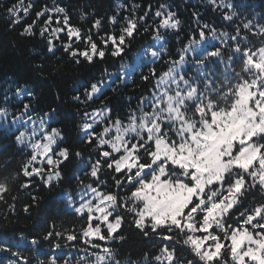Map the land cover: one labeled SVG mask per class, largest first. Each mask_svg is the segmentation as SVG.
Returning a JSON list of instances; mask_svg holds the SVG:
<instances>
[{
    "label": "snow or ice",
    "instance_id": "obj_1",
    "mask_svg": "<svg viewBox=\"0 0 264 264\" xmlns=\"http://www.w3.org/2000/svg\"><path fill=\"white\" fill-rule=\"evenodd\" d=\"M208 3L215 4V0ZM150 7L143 15H137L140 5L133 4L118 34L106 33L97 40L91 31L100 30L101 19H96L85 34L71 22L65 7L45 5L35 12V19L23 27L19 36L31 40L39 37L46 42L49 53L57 51L54 41H59L69 60L76 65L83 62L92 65L108 56L121 57L139 34L141 25L146 24ZM221 7L229 10L222 13L223 20L234 22L238 18L235 11L238 5L221 0ZM33 8L35 5L29 4L23 9L24 14L28 15ZM7 11L13 17L10 23L19 25V6L13 5ZM153 15L159 20L154 40H163L161 30L173 33L181 30L182 21L168 6L161 4ZM197 15L193 12V17ZM84 18L82 14L81 19ZM108 22L117 24V17H109ZM38 24L42 25L39 32ZM242 27L259 39L258 46L248 35H242L239 25L235 34L230 35L217 34L214 27L198 23L199 39L190 38L188 44L177 49L179 59L168 61L166 71L157 74L153 67L149 75L141 74L140 79L146 83L154 81L156 89L151 97H141L135 110L129 108L127 123L119 117L112 119V109L107 106L111 101L103 94L102 82L91 83L83 100L80 95L72 96L79 103L95 102L103 96L101 108L93 111V123L79 125L85 133L82 143L98 154L86 173L90 183L84 184L79 175L75 176L86 193H91V198L82 195L81 203L76 206L72 197L66 196L68 207L83 224L78 233L67 228L63 232L55 231L53 224V230L42 233L44 240L55 236L73 245L83 244L81 250L85 256L79 260L85 264H121L111 245L128 239L124 234L127 222L136 235L145 239L155 235L167 242L160 248L161 255L155 257L158 264H264V202L244 206L254 192L264 196V24L253 30L249 20ZM144 31L149 28L144 27ZM209 38L219 40V46L204 49V54L194 61L196 76H187L183 71L187 56L195 54L197 47ZM81 44L83 48L79 47ZM160 53H167V48L161 46ZM160 53L153 51L151 55L159 58ZM217 63L224 66L219 75L212 66ZM125 67L121 65L122 69ZM35 69L42 72L43 66L38 64ZM23 93L21 86L15 95L19 97ZM27 95L36 99L31 90ZM30 108L31 103H25L13 125ZM55 111L45 112L40 119L39 140L35 139L38 134L35 121L27 115L24 123L33 122L32 132L20 131L15 135V145L28 148L29 155L18 172L0 176V202L7 203L5 194L10 191L9 184L21 175L27 178L20 185L22 189H29L34 179L39 178L44 188L53 191L65 179L64 168L73 157L83 156L79 150L73 153L70 148L62 147L59 143L65 139L62 130L46 123ZM7 115V109H0V119L5 123ZM101 123L105 126L97 132L93 125ZM105 169L117 191L103 192L98 187L108 183L102 176ZM119 190L125 194L121 196ZM38 199L32 196L33 203L23 206L26 215H31ZM61 203L56 202V210L67 214ZM9 208L15 214V205ZM30 243L37 245L39 241L32 239ZM59 248L61 244L56 243L54 249ZM88 248L98 252H89ZM0 251L17 257L14 264H30L18 251L10 248ZM87 256L95 259L88 261ZM48 264H57L56 258H51Z\"/></svg>",
    "mask_w": 264,
    "mask_h": 264
},
{
    "label": "trees",
    "instance_id": "obj_2",
    "mask_svg": "<svg viewBox=\"0 0 264 264\" xmlns=\"http://www.w3.org/2000/svg\"><path fill=\"white\" fill-rule=\"evenodd\" d=\"M223 3L239 6L235 8L238 18H235L234 22L223 20L222 13H227L229 10L221 7V0H215V4L208 3V0H23L22 4L21 0H0V109H7L6 118L14 119L23 111L25 103H31L27 115H31L35 121L38 132L35 139L37 140L42 136V133H39L40 119L45 112L56 109L52 113L53 118L46 123L62 130L65 136L63 141H59L62 147L70 148L73 153L78 150L83 152L81 158L73 157L72 162L64 168L65 179L51 192L44 188L39 178L34 179L29 189L20 187L27 180L22 175L10 182V191L5 194L7 203L0 202V248H10L20 252L30 264H40V261L48 264L53 257L56 258L57 264H65L66 260L69 264H78V262L85 264L84 261L79 260L81 256H85V252L81 250L85 247L83 244L73 245L72 242L58 240L55 236L48 241L42 238L44 231L53 230L51 227L53 224H55V231L63 232L67 228L75 229L78 233L83 220L68 207L66 196H71L76 206L81 203L82 195L86 199L91 198V193H86V189L80 185L75 176L79 175L84 184L90 183L91 180L86 173L98 154L82 143L85 133L81 132L79 125L85 122L93 123V111L101 108L100 99L103 96L97 98L95 102L88 103L73 101L72 96L80 95L83 100L85 89L90 88L91 83L102 82L103 94L111 101L107 106L112 109L110 114L112 119L119 117L127 123L129 108L135 110L140 98L151 97L156 89L155 82L142 81L141 74L149 75V69L153 67L157 74L166 71L169 66L168 61L179 59L177 49L188 44L190 38L199 39L198 23H206L214 27L217 34L227 32L230 35L235 34L236 26L239 25L242 35H248L258 46L259 39L246 33L242 25L251 20L255 30L256 26L264 24V0H223ZM29 4H34L35 8L25 15L23 9ZM133 4L140 5V8L136 10L137 15H143L144 11L149 10L151 6L150 14L146 18V24L141 25L140 32L131 42L130 47L121 57L115 59L108 56L104 61L97 60L92 65L86 62L76 65L60 48L59 41H54L57 51L49 53L46 42L39 37L31 40L19 36L23 27L35 19L37 10L45 5L49 8L59 5L68 10L72 17L71 22L80 27L85 34L92 29L96 19H101L100 30L92 29L91 31L94 38L99 40V37L106 33L115 31L118 34L123 18L131 14ZM161 4L176 12L182 23L179 33L161 30L163 40L156 41L153 36L159 20L154 18L153 14ZM13 5L19 6V25L10 23L13 17L7 9ZM120 5L123 7H118ZM193 12L198 15L193 17ZM82 14L85 16L84 19H81ZM111 16L117 17V24H109L108 18ZM40 26L42 25H37V32ZM144 27H148L149 31L145 32ZM64 39L67 40V37ZM161 46L167 48V53H160ZM216 46H219V40L211 38L203 41L199 47L194 45L197 51L187 56L184 74L196 76L195 59L204 54V49L212 50ZM79 47L83 48L84 45L81 44ZM153 51L160 53L159 58L151 55ZM225 51L227 52L228 49ZM38 64L43 66L42 72L35 69ZM121 65L126 67L122 69ZM212 66L218 69L217 75L224 70V66L218 63ZM122 74L123 80H121ZM21 86H24V93L17 97L16 89ZM28 90L35 93L36 99H30L27 95ZM6 95L8 99H5ZM85 113L88 114L87 117ZM27 115L23 119L27 118ZM93 126L98 132L102 131L105 124ZM32 128L33 122L26 130L28 134H31ZM20 131L21 127L18 124L6 127L4 119H0V176L18 172L21 163L29 155L28 148H18L15 145V135H18ZM102 176L108 183L99 185L100 190L117 191L106 169ZM119 192L121 196L125 194L124 190ZM58 193L60 195H57ZM32 196H37L39 199L31 209V215H26L23 212V206L33 203ZM12 197L17 199L13 200ZM56 202H62L61 207L67 209V214L56 210ZM262 202H264V196L256 191L247 198L244 206L251 207ZM13 204L15 214L9 208V205ZM45 209L50 211L45 213ZM120 211L123 212V209ZM124 214L128 216L127 213ZM124 234L128 237L125 242L111 245L116 249V258L121 264H126L127 261H135L136 264H158L155 257L161 255L160 248L167 242L157 239L155 235L148 239L136 235L135 230L130 229L127 222L124 225ZM32 239H37L39 243L32 245L30 243ZM56 243H60L61 248L54 249ZM88 251L98 252L91 248H88ZM145 254H147V260H145ZM187 256L192 258L190 254ZM86 259L92 261L95 257L87 256ZM14 262H17V257L12 256L11 252L0 251V264H14Z\"/></svg>",
    "mask_w": 264,
    "mask_h": 264
},
{
    "label": "rangeland",
    "instance_id": "obj_3",
    "mask_svg": "<svg viewBox=\"0 0 264 264\" xmlns=\"http://www.w3.org/2000/svg\"><path fill=\"white\" fill-rule=\"evenodd\" d=\"M6 120H7V123H5V121H4V124L6 125V127H7V125H11L12 127L15 126V125H13V123H12V121H13L12 118H9V117H8V118H6ZM24 120H27V118H24L23 120H21V121H20L19 123H17V124L21 127V131H25V132H27L26 130H28V129L30 128V126H31V124H32V121H29L28 124L25 125Z\"/></svg>",
    "mask_w": 264,
    "mask_h": 264
}]
</instances>
